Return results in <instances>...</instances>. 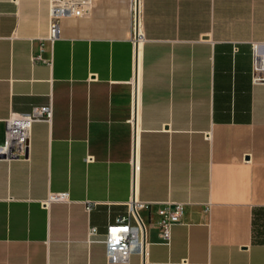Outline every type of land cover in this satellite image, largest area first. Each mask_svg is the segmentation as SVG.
Instances as JSON below:
<instances>
[{
    "label": "crops",
    "instance_id": "1",
    "mask_svg": "<svg viewBox=\"0 0 264 264\" xmlns=\"http://www.w3.org/2000/svg\"><path fill=\"white\" fill-rule=\"evenodd\" d=\"M85 1L48 44L46 1L0 0V144L10 112L52 104L27 159H0V264H107L98 240L131 188L149 206L126 264H264V85L249 48L264 42V0H138L135 47L131 0ZM49 192L68 202L44 208ZM167 202L182 216L163 244Z\"/></svg>",
    "mask_w": 264,
    "mask_h": 264
},
{
    "label": "built area",
    "instance_id": "2",
    "mask_svg": "<svg viewBox=\"0 0 264 264\" xmlns=\"http://www.w3.org/2000/svg\"><path fill=\"white\" fill-rule=\"evenodd\" d=\"M47 2L48 27L44 39L52 44L60 36V22L67 18H78L82 14V8L86 5L85 0H44ZM133 6V23L138 27V0H131ZM140 34L131 37L132 45L139 43ZM250 48V82L253 85H264V42H251ZM31 62H45L38 55H31ZM50 64V62H46ZM52 120L51 101L45 106H35L26 114L10 112L3 120V138L0 144V157L10 161L15 159H27L29 153V140L31 126L35 122ZM53 202H68L66 192H49L41 205L46 208ZM95 205L94 202H85L84 211L88 213ZM149 204L139 202L131 194L125 204L126 213L117 218L113 224L107 226L105 232L98 240L104 247V256L107 264H126L130 254L142 256L145 226L139 215L140 211L146 210ZM155 226L159 233V239L167 244L170 237V228L180 223L182 206L179 203H163L155 212ZM99 235L94 227H88L86 238L93 241Z\"/></svg>",
    "mask_w": 264,
    "mask_h": 264
},
{
    "label": "bare ground",
    "instance_id": "3",
    "mask_svg": "<svg viewBox=\"0 0 264 264\" xmlns=\"http://www.w3.org/2000/svg\"><path fill=\"white\" fill-rule=\"evenodd\" d=\"M110 2V1H109ZM124 3V2H123ZM117 4V3H116ZM124 5V4H123ZM125 7H126V5H125ZM124 7V8H125ZM123 9V8H122ZM126 10V9H125ZM132 10H133V6H132ZM121 12H123V11H121ZM113 13V12H112ZM123 16H124V14H122ZM112 16V15H111ZM125 18H127V17H125ZM124 21V20H123ZM127 21V20H126ZM125 21V22H126ZM128 22H126V25H128L127 24ZM111 25V24H110ZM136 24H134L133 23V13H132V19H131V25H130V32H131V37L132 36H136V34H137V28H136ZM121 32H123V31H121ZM126 32V31H125ZM120 34V33H119ZM124 35V34H123ZM127 39V38H126Z\"/></svg>",
    "mask_w": 264,
    "mask_h": 264
},
{
    "label": "water",
    "instance_id": "4",
    "mask_svg": "<svg viewBox=\"0 0 264 264\" xmlns=\"http://www.w3.org/2000/svg\"><path fill=\"white\" fill-rule=\"evenodd\" d=\"M135 3L137 4V0H135ZM0 158H2V156Z\"/></svg>",
    "mask_w": 264,
    "mask_h": 264
}]
</instances>
